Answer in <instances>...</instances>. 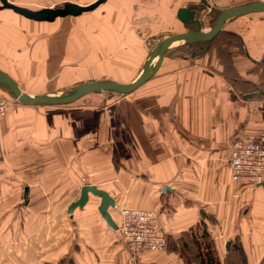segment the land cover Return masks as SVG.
Instances as JSON below:
<instances>
[{"label": "crops", "instance_id": "1", "mask_svg": "<svg viewBox=\"0 0 264 264\" xmlns=\"http://www.w3.org/2000/svg\"><path fill=\"white\" fill-rule=\"evenodd\" d=\"M8 1L39 9L67 2L88 5L96 0ZM248 2L102 0L77 16L33 21L52 24L53 33L71 36L74 45H61L52 56L50 45H34L28 57L56 60L52 67L62 69L69 59L67 53L72 52L73 71L61 73L66 84L69 78L75 82L84 76L93 78L95 72L96 78L83 84L128 83L106 74L99 64L96 69L87 68L111 61L131 69L132 82L163 39L189 26L196 29V24L179 18L181 8L193 11L192 18L205 32L219 12ZM221 32L235 37L238 44L231 54L233 76L217 61L208 41H179L166 48L157 70L140 88L112 99L107 94H91L84 104L66 109L29 105L18 102L0 83V92L13 98L0 120V264H47L58 259L66 264L69 259L64 255L57 261L51 257L54 249L45 247V241L37 247L33 229L38 224L37 212L53 210L48 196L70 195L69 181L73 182L71 190L76 185L78 197L81 187L91 184L113 197L115 206L121 201L132 208L153 210L167 244L169 240L179 243L177 239L185 233L193 237L190 231L197 236L207 233L221 264L230 249L231 254L242 250L247 264H264V186L231 182L227 162L233 139L264 135V99L255 98L264 96V12L229 17ZM26 52H15L11 61L0 64V71L28 94H54L37 84L46 86L57 76L63 85L61 78L52 73V67L31 71L30 61L20 64ZM29 71H37V79L27 78ZM237 86L248 91L243 93ZM37 196L44 198L37 201ZM77 198L65 206L70 217H77L75 242L83 245L74 256L92 259L91 222L100 224V242L109 245L102 253L116 254L117 246H111L116 243L108 236L116 230L98 212L100 198L89 193L83 207L68 213L69 204ZM21 212L30 213L29 219L21 221ZM50 221L47 216L43 220ZM139 256L138 264H184L168 249Z\"/></svg>", "mask_w": 264, "mask_h": 264}, {"label": "rangeland", "instance_id": "2", "mask_svg": "<svg viewBox=\"0 0 264 264\" xmlns=\"http://www.w3.org/2000/svg\"><path fill=\"white\" fill-rule=\"evenodd\" d=\"M254 1L260 2L262 0H251V2H254ZM35 22H33V20L30 21L29 19L21 15H16V13L14 14V12H12L11 10L10 11L3 10V9L0 10V64H2L3 62L11 61L15 52L19 50H22L23 52V50H25V52L26 51L27 52L25 54H22V56L19 59L20 64L25 61L27 63L28 61H30L31 71H34L36 69L38 70L43 65L47 68H51L52 66L56 64V60L46 58V60L44 59V60L38 61L37 59L35 60L34 57H28L30 54L28 52L31 50V48L34 45H42V43L48 44L52 47V49H54L51 53V56H52L54 52L58 51L61 45H64V44L69 45V48H71L72 45H74V41H73L74 38H72L71 36H66L58 32L53 33L52 24L36 23L37 25H35L34 24ZM19 33L21 34V36L17 35ZM182 43H185L184 40H182ZM209 46L215 49L216 54H217L216 59L219 63L221 62L222 65H224L225 70L227 69L226 70L227 74L230 73L229 76L230 75L233 76L234 71L232 70V65H231V54H233L234 51L236 52L238 50L237 49L238 44H237L236 38L235 37L232 38L231 36L227 34L225 35L222 33L219 39L214 40L212 43L209 44ZM67 54H69V59H66L64 63L65 67H63L62 69L60 68L55 69L53 67L51 68L52 73L58 75L60 78H61L62 72L71 73V71H73L74 69L73 67H75V61H72L71 59L73 53L68 52ZM156 61H157V55L155 57L154 65ZM98 64L101 66L102 71H104L106 74L114 76L115 79L124 80L126 82H129V80H131V78L128 76L129 74L128 72L131 69L124 68L118 65L117 63H114L111 61L107 63H104V62L95 63V64L93 63L89 65L90 67H88L87 69H90V70L96 69V67H98ZM121 72H124V75L121 74ZM95 74L96 75L93 78L86 77V76H84L83 78H78L79 81L77 82H75L76 80L74 78H69L68 84L62 82V79H66V77H63L60 79V82H62L63 85L59 84L58 77L54 76L51 81L46 82V86H42L40 84H37V85L44 88V91L46 92H53L54 95H58V96L68 95L69 92L73 90L72 88L75 89L76 86L83 84V82H86L89 80L91 81L95 79L97 76V73L95 72ZM37 76H38L37 71L35 72L29 71V73L26 74V77L30 78V80H32L33 77L34 79H37ZM102 78H106V77L103 75ZM141 85L136 87L132 92L140 88ZM1 87L8 91L6 87L2 85ZM238 88L241 89L243 93L248 91V88L246 87L242 88L241 86V88L240 87ZM91 94L92 95L107 94L108 95L107 99H110V98L112 99L114 97H120L122 95H126L129 93L123 94V93H119L116 91L99 90V91H94V92L85 94L79 97L78 99L72 102H69V103L51 104V105L44 104L43 106L56 107L59 109H66L67 107H72V106L73 107L80 106L87 101L86 99H88L87 98L88 95H91ZM0 96L3 98H6L9 101V105H10V99L11 100L13 99L12 96L9 95L8 97L6 95H3L1 92H0ZM255 98H259L263 100L264 96L256 95ZM248 137L255 138L253 136L251 137L248 136ZM262 138H264V135H262ZM255 139H258V138H255ZM54 182H58V180H54ZM242 183H246L249 185V183L247 182H242ZM257 185H263V184H257ZM72 186H73V182L69 181L67 187H69L70 193L68 194L70 195L61 196V195L56 194V195L48 196L49 201L53 203L52 205L53 210L49 212L39 211L36 214V219L38 221L37 222L38 224H37L36 229H33V230L39 240L37 247L40 249L42 247L41 243L45 241V247H49V248L51 247V249H54L53 253L51 254L52 255L51 257H56V260L55 258L53 260L57 261L58 257H61L64 255L68 257L69 259L67 260L66 264H138V261H140L139 259L141 258L139 254L142 255L144 252H158V251H141L139 253L134 254V252L126 245L124 241V237H122L121 231L116 230L108 234V236H111L112 240L115 241L116 243V244L111 245V246H115V245L117 246L116 254H113V255L103 254L102 252L106 250V248H108L109 245L103 244L100 242L101 240L99 239V237L102 234L100 224L97 222H91L94 225L89 223L88 226H91L89 231L91 232L90 234L93 237V244H89L88 246L93 253L92 259L82 261L83 259H80L77 256H74L76 251H81L83 245L76 244L75 242L77 238V220H76L77 217L76 216L70 217L65 212V206L70 202L69 200H74L75 198L78 197L76 185H74L75 190H71ZM43 198H44L43 196H37L36 200L41 201ZM118 203L119 204L118 205L116 204V206L114 207H109V209L113 213V216L115 219L114 221L116 222L117 226L120 224V221H121L120 214H119V210L121 208L144 209V208H135V207L132 208V207L123 205L121 204L123 203L121 201ZM146 210H150V209H146ZM87 213L89 214V212H86V216H88ZM29 214L30 213L28 212H24V213L21 212L20 213L21 221L28 220ZM46 216L52 219V221L49 222L50 224L43 222ZM90 220H92V218H90ZM80 223L82 224V222L79 221V224ZM27 228L29 227H23V229H27ZM5 230L9 231L10 228H6ZM21 231H22V228H21ZM11 233L12 232H8L6 235H9ZM21 236L24 237V235H21ZM59 239L63 240V244L59 242L60 241ZM97 252L100 254H97ZM73 256L74 258H73V263H72L71 257ZM230 257L231 258H229V261L233 260V257L236 259L235 256H230ZM58 262H59V259H58ZM229 263L231 262H228V264Z\"/></svg>", "mask_w": 264, "mask_h": 264}, {"label": "water", "instance_id": "3", "mask_svg": "<svg viewBox=\"0 0 264 264\" xmlns=\"http://www.w3.org/2000/svg\"><path fill=\"white\" fill-rule=\"evenodd\" d=\"M102 0H96L88 5H78L75 3L67 2L59 7H43L39 9H30L21 5H17L8 0H0V10L10 9L14 13L19 14L27 19L33 21H43V22H52L58 17H64L67 15L77 16L83 12L93 10ZM203 7V6H202ZM250 12H264V2L263 1H254L248 2L245 5H236L232 8L228 7L223 11L219 12L217 17H215L214 24L208 28L205 32H202L200 29L201 24L193 17L194 12L190 11L188 8H181L178 11L179 18L186 24H196V29H192L190 26L184 32L176 33L170 35L163 39L160 43V46L156 51H154L149 57V61L145 64L144 69L138 75L136 79L132 82L121 83L115 81H97L89 82L82 84L75 89L71 90L68 95H54V94H28L20 89L17 82L8 74L0 71V83L5 85L14 95L16 100L23 104H42V105H51V104H65L72 102L79 97L88 94L90 92L99 91V90H110L116 91L119 93H130L136 87L144 83L149 79L152 74L157 70L158 65L160 64L166 48L174 40H184L185 43H194L197 41H210L218 36L221 27L224 24V20L227 18H232L233 16L246 15ZM157 55V61L155 65L148 66V63L152 61ZM89 193L100 198V203L98 205V212L101 217L106 221V223L113 229L117 230L118 226L111 214L108 211L109 207L115 206V200L111 197L105 190L100 189L91 184H85L81 187L80 195L75 200L72 201L67 211L72 213V211L77 207H83L89 198Z\"/></svg>", "mask_w": 264, "mask_h": 264}, {"label": "built area", "instance_id": "4", "mask_svg": "<svg viewBox=\"0 0 264 264\" xmlns=\"http://www.w3.org/2000/svg\"><path fill=\"white\" fill-rule=\"evenodd\" d=\"M264 1V0H262ZM9 101L0 96V120L5 117ZM264 138L242 135L231 142L228 157L229 176L232 182H247L250 186L264 185ZM121 231L126 245L134 252L167 250V236L156 223L152 210L121 208L119 210Z\"/></svg>", "mask_w": 264, "mask_h": 264}, {"label": "trees", "instance_id": "5", "mask_svg": "<svg viewBox=\"0 0 264 264\" xmlns=\"http://www.w3.org/2000/svg\"><path fill=\"white\" fill-rule=\"evenodd\" d=\"M221 34L222 32L219 31L218 36H216L211 41H208V43H212L214 40L219 39ZM190 233L194 238L190 237L188 233L182 234L177 239V242L180 240L179 243L175 244L173 243V241L169 240L167 249L175 252L182 259L184 264H221L217 257V254L215 253V248L212 246V243L210 242L211 240H209L207 233H201L199 236L195 235L193 231H190ZM235 246L236 249L239 250V246H237V244H235ZM230 251H228L225 259L223 260L224 264H228V262H231L229 264H247L241 252L242 250L239 253L232 254ZM230 256H235L236 259L233 257V260L229 261V258H231ZM47 264H64V261L60 260L58 263L48 262Z\"/></svg>", "mask_w": 264, "mask_h": 264}, {"label": "bare ground", "instance_id": "6", "mask_svg": "<svg viewBox=\"0 0 264 264\" xmlns=\"http://www.w3.org/2000/svg\"><path fill=\"white\" fill-rule=\"evenodd\" d=\"M179 41H182V40H180V39H178V40H174L172 43H178ZM153 63H151V66H153L154 65V62H155V58L153 59V61H152ZM118 230V229H117Z\"/></svg>", "mask_w": 264, "mask_h": 264}]
</instances>
